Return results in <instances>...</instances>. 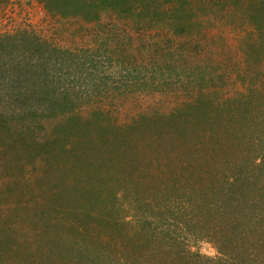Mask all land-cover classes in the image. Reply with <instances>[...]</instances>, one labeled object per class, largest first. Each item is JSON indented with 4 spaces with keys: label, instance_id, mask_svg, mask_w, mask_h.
Returning <instances> with one entry per match:
<instances>
[{
    "label": "trees",
    "instance_id": "obj_1",
    "mask_svg": "<svg viewBox=\"0 0 264 264\" xmlns=\"http://www.w3.org/2000/svg\"><path fill=\"white\" fill-rule=\"evenodd\" d=\"M9 1L0 0V10ZM40 1L50 12L88 21L105 8L145 16L148 23L164 13L187 45L203 26L193 16L217 2V11L211 10L223 13L228 29L238 30L242 21L244 75L237 72L246 87L233 99L238 110L248 108L245 121L254 122L258 148L240 159L236 138L228 146L222 134L211 140L208 129L218 121H207L202 90L196 97L201 107L186 106V111L196 108L201 119L182 109L144 115L126 127L104 109L83 117V107L109 82L103 80L110 76L107 61L97 48H60L27 29L1 36L0 180L11 186L10 192L1 191V216L11 217L0 226V264H264V198L251 197L264 183V0H172L165 8L159 0ZM194 27H200L199 35ZM19 56L30 60L17 62ZM236 102L224 112L237 113ZM52 119L59 122L51 136L40 134ZM177 149L183 159L171 161ZM31 165L37 172L33 187L23 178L31 177ZM56 177V191L36 195L35 186L52 187L40 180ZM125 193L132 195L125 208L109 209L107 203ZM9 202L18 206L14 213ZM26 209L28 219L22 217ZM13 214L30 224L29 232L14 234ZM172 226H183L182 232L193 226L196 235L214 242L218 256L179 241Z\"/></svg>",
    "mask_w": 264,
    "mask_h": 264
},
{
    "label": "rangeland",
    "instance_id": "obj_2",
    "mask_svg": "<svg viewBox=\"0 0 264 264\" xmlns=\"http://www.w3.org/2000/svg\"><path fill=\"white\" fill-rule=\"evenodd\" d=\"M171 2L172 0L157 1L161 5L160 8L169 6ZM214 4L218 3L210 2V7H205L217 11V5ZM195 5L198 6V4ZM211 9L194 14V20L203 23L202 31L200 27H194L195 31L192 33L200 29L201 35L197 36L190 45H187L185 43L189 40L182 39L177 35L174 26H171L168 21V15L164 13L156 15L153 23H148L145 16H127L111 8H105L95 21H88L80 16H63L60 13L50 12L40 0H10L0 10V37L27 29L34 30L40 37L60 48L75 50L97 48L107 61L105 71L110 76L103 79L109 82L102 84L97 90L96 100L83 107L81 114L86 118L93 112L104 109V114H109L117 119L118 124L126 127L134 125L141 116L156 118L178 109H182L184 114L191 113L195 117L192 113H199L196 108L201 107L197 104V100L201 99L196 98L199 96L197 92L202 90L204 91L203 95H206L202 100L205 104L207 121L210 119L218 121L217 126L208 129L211 140L215 139L218 134L219 136L222 134L224 136L222 142L228 146L229 141L231 140V144H234L233 139L236 138L237 144L241 146L239 151L242 152L237 154L240 155L238 158L244 159L246 155L256 152L258 140L255 134L257 130L253 126L254 122L250 119L251 124L249 125L245 121L244 114L248 112V108L246 110L244 106L238 110L239 104L236 102V99L241 97L239 93L243 92L246 87V85H242V81H238L237 72L244 75L241 68L245 63V53L239 35L240 29L243 28L242 21L237 23L238 30H230L222 22L223 13L217 12L220 19L218 20L215 12ZM157 27H161V29ZM194 35L199 34L195 33ZM109 57L112 59L114 57L115 62H110ZM29 60L30 57L19 56L17 62L25 63ZM15 63L12 61L10 65L13 66ZM106 84H108L107 87H104ZM233 95L236 99H233ZM227 97L232 98L227 99ZM93 98L95 97H88L86 100ZM234 102L238 104V108L235 107L238 112L236 113L234 109L224 112L226 107L229 104L233 105ZM191 103L194 106L197 105L196 108L192 109L193 112L186 111V106ZM197 116L198 119H201V116ZM58 122L57 120L54 122L53 119L52 121L48 120L46 129L40 131V134L45 132L51 136L50 134L53 133ZM253 130H255L254 133ZM180 154V149L175 150L177 159L175 160V156L172 154L171 161L183 159ZM230 159L232 158L229 156L228 160ZM225 162L224 160L223 163ZM35 165H31L32 167L29 168L30 172H33L31 175L33 178L23 177L25 181L31 179L32 187L37 174ZM42 177L39 175L38 179ZM40 181L52 183V187L44 186L37 190L35 186L36 195L46 197V195L50 196L52 191L57 190L53 183L57 182V177L45 178ZM261 186L251 192V197L264 198V183ZM10 187L9 182L0 180V194L1 191H4L3 193L10 192ZM49 188H52L51 192H49ZM30 189L28 187L26 193H30ZM115 191L116 188L113 193ZM205 191H211V188ZM127 193L121 196L119 201L112 198L113 204L107 203L109 209L120 206L125 208V203L129 202L132 197V195H126ZM209 193L211 197L207 199L210 201L213 194ZM2 197L0 195V226L11 217L9 215L6 219L1 216L2 210H5L4 204L2 205ZM9 205L13 207V210L18 208L16 202L13 204L9 202ZM30 205L28 203L29 210ZM28 209L25 210L24 216L20 213L25 219H28L26 214ZM20 221L21 217H17L16 214H13L9 220V225L15 226V235L29 232L30 224ZM192 225L194 226V223ZM183 226L179 228L172 226L171 234L178 235L179 241L186 242L193 250L199 251L203 255L218 256V251L212 240L204 235V237L196 235L197 231L193 226L191 232H187L185 229L182 232L183 228L181 227ZM132 229L134 230V228Z\"/></svg>",
    "mask_w": 264,
    "mask_h": 264
}]
</instances>
